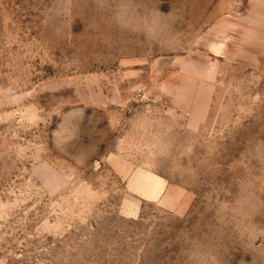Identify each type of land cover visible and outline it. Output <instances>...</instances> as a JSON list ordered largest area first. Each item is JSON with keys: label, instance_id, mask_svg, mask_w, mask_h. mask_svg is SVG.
Returning <instances> with one entry per match:
<instances>
[{"label": "rangeland", "instance_id": "rangeland-1", "mask_svg": "<svg viewBox=\"0 0 264 264\" xmlns=\"http://www.w3.org/2000/svg\"><path fill=\"white\" fill-rule=\"evenodd\" d=\"M0 264H264V0H0Z\"/></svg>", "mask_w": 264, "mask_h": 264}]
</instances>
